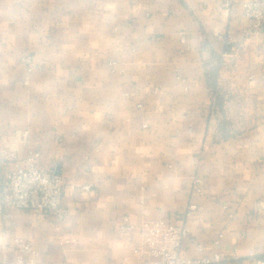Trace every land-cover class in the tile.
I'll use <instances>...</instances> for the list:
<instances>
[{"label": "crops", "instance_id": "0c3cea01", "mask_svg": "<svg viewBox=\"0 0 264 264\" xmlns=\"http://www.w3.org/2000/svg\"><path fill=\"white\" fill-rule=\"evenodd\" d=\"M226 1L0 0V134L30 131L18 157L63 176L69 210L62 235L12 210L0 246L28 240L38 264H141L142 221L181 224L194 202L182 256L264 259V29L245 40L244 0L234 16ZM221 35L240 46L234 67Z\"/></svg>", "mask_w": 264, "mask_h": 264}, {"label": "built area", "instance_id": "2783aa9c", "mask_svg": "<svg viewBox=\"0 0 264 264\" xmlns=\"http://www.w3.org/2000/svg\"><path fill=\"white\" fill-rule=\"evenodd\" d=\"M231 16L236 15L231 0L224 3ZM243 16L248 20L244 31L245 40L260 34L264 29V0H244ZM219 39L223 45V60L225 64L234 67L239 59L240 46H237L228 35H221ZM184 41V38H182ZM33 56L26 54L20 62L27 75L34 70ZM116 62L111 61L112 72H115ZM28 77L26 84H28ZM139 107H142L141 105ZM29 130H15L12 133L0 134V222L5 224L12 218V210H24L37 217L48 216L54 225L57 234H64V225L69 210L63 205L65 180L56 170H47L37 167L40 153L29 150L27 155L20 159L19 148L30 140ZM197 185L201 180L196 179ZM83 192H93L94 186L85 184L80 188ZM199 189V186L197 190ZM198 205L190 202L186 212L179 216L181 224H174L166 219H144L139 233L146 250L137 249L135 254H146L141 264H221L219 254L197 258L182 256L184 241L190 231L186 222L192 219ZM134 229L128 216L123 219L119 230L127 233ZM74 242L73 239L65 243ZM219 244V241H215ZM0 264H38L39 250L32 242L23 238L6 239L0 246ZM253 253H251V256ZM124 264H134L128 258ZM255 264H264V259L255 260Z\"/></svg>", "mask_w": 264, "mask_h": 264}]
</instances>
